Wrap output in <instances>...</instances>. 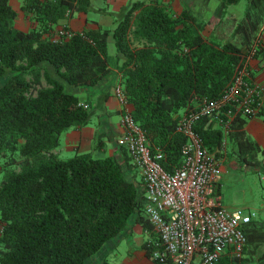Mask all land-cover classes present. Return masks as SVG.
Returning <instances> with one entry per match:
<instances>
[{
	"label": "trees",
	"instance_id": "1",
	"mask_svg": "<svg viewBox=\"0 0 264 264\" xmlns=\"http://www.w3.org/2000/svg\"><path fill=\"white\" fill-rule=\"evenodd\" d=\"M237 1L221 0L217 13ZM20 7L34 20L27 28L16 25L10 0H0V264H96L92 256L131 219L152 227L145 188L124 144L102 156L53 151L65 130L87 124L91 114L68 86L96 84L114 65L133 118L171 170L182 161L180 112L217 97L257 37L252 56L264 65V0H248L229 38L204 34L198 15L173 12L164 0H131L107 11L113 26L57 38L59 21L90 10L91 0H21ZM256 114L264 117V100L248 115ZM248 115L234 114L227 129L204 115L194 128L217 158L227 152L247 165L264 162V149L244 128ZM101 145L100 139L94 147ZM242 227V250L223 253L214 264H264V220L252 217ZM97 264L111 263L101 255Z\"/></svg>",
	"mask_w": 264,
	"mask_h": 264
},
{
	"label": "built area",
	"instance_id": "2",
	"mask_svg": "<svg viewBox=\"0 0 264 264\" xmlns=\"http://www.w3.org/2000/svg\"><path fill=\"white\" fill-rule=\"evenodd\" d=\"M62 33L70 35L72 30L61 27L57 36ZM258 42L260 37L217 97H202L179 115L176 129L185 141L180 149L182 161L171 170L160 163V150L151 151L144 130L127 106L122 85H114L122 105L118 142L126 146L138 170L146 194L145 214L155 233L144 242L151 264H214L223 253L240 252L245 244L242 224L254 213L229 209L220 202L214 185L221 178L222 159L204 146L194 123L210 115L227 129L234 114L258 110L264 85L253 79L248 68V58Z\"/></svg>",
	"mask_w": 264,
	"mask_h": 264
},
{
	"label": "crops",
	"instance_id": "3",
	"mask_svg": "<svg viewBox=\"0 0 264 264\" xmlns=\"http://www.w3.org/2000/svg\"><path fill=\"white\" fill-rule=\"evenodd\" d=\"M131 0H91L92 7L88 11H76L73 12L68 17L62 18L56 25V33L54 38H57V31L66 26L71 30H80L82 28H91L101 25L103 27H111L114 22H112V17L107 13L108 10L117 11L121 9L126 3ZM168 7L173 12H179L183 8V4L190 3L191 6L194 4V0H164ZM187 9V8H186ZM189 10V9H187ZM18 14V13H17ZM197 15V14H196ZM17 16V15H16ZM234 20L238 21L234 14L232 13ZM18 17V16H17ZM16 17V19H17ZM217 22V21H216ZM19 24V23H18ZM20 25V24H19ZM22 28H27L26 26L20 25ZM213 27V26H212ZM204 30V29H203ZM213 31V28H210ZM211 33V32H207ZM115 50L112 51L111 55L114 56ZM262 61L254 56L248 58V68L253 79L264 85V67L262 68ZM119 72L114 65L110 66V70L107 75L100 82L93 85H76L69 86L74 92H80L83 97H79L81 101L89 103L90 109H94V105L98 107L97 115L99 121L98 125H93L90 121L80 127H71L65 130L61 135L60 144L53 149L59 155V152L63 148L70 150H80L85 151L89 146L92 145L91 141L96 132L104 134L107 140L102 142L99 149L102 150L103 154H110L116 151L117 142L119 136L122 132L121 125V103L119 102L117 96L113 92L114 85L118 82ZM76 93V92H75ZM112 94L114 96L115 107L118 112H120L119 119L117 123L112 125L109 123L105 125L107 120L108 107L111 105ZM129 107V104H127ZM131 106V105H130ZM92 112V111H91ZM244 128L247 134L256 139L261 147L264 149V117L262 115H248L246 117V122ZM94 146V145H93ZM70 156V155H69ZM222 170L225 169L224 165L221 163ZM264 212V206H263ZM264 220V213L262 217ZM140 226V227H139ZM140 229L143 232V237L139 243H131L130 238L132 237L134 231ZM126 236L127 246L123 249H119V242L122 237ZM155 237V233L150 227H144L140 222L134 221L133 219L129 221L126 227L118 233L114 238L108 240L104 246L98 251V253L92 256L94 263H98L101 255H104L111 264H151L150 256L148 251L144 246V242L147 238Z\"/></svg>",
	"mask_w": 264,
	"mask_h": 264
},
{
	"label": "rangeland",
	"instance_id": "4",
	"mask_svg": "<svg viewBox=\"0 0 264 264\" xmlns=\"http://www.w3.org/2000/svg\"><path fill=\"white\" fill-rule=\"evenodd\" d=\"M191 1V0H190ZM12 6L17 10V19L16 25L20 27L22 26H30L34 23L32 16L28 11L23 10L20 7L21 0H10ZM221 0H194V4L191 6L190 3L185 2L182 8H187L189 11L197 14L198 17L203 20L204 22V34H209L207 32L213 33L215 36L220 38H229L232 32V29L236 23L232 13L236 17L237 20L244 15L247 6L248 0H238L237 2L230 3L225 7L224 14L217 13V6L220 4ZM112 17V15H110ZM217 21V22H216ZM112 22L113 17H112ZM20 25H19V24ZM213 26V27H212ZM210 28H213V31H210ZM262 34V33H261ZM264 36V33L262 34ZM233 39H238L235 36ZM115 50V45L112 39L108 41V54L110 55L112 51ZM264 65L262 66V68ZM103 80V79H102ZM69 87V86H68ZM79 97H83V94L80 92L75 91ZM111 98V105L108 107L107 113V123L110 124L111 128L112 125L116 124L120 112L116 110L115 107V99L112 94ZM114 103V104H113ZM99 108L94 105V109L91 110V121L94 126L98 125L99 129V121L97 110ZM184 110V109H183ZM182 110V111H183ZM180 112V114L182 113ZM90 121V118H89ZM97 128V126H96ZM105 141L107 138L104 134L96 132L91 143L92 145L87 148V150H91L94 156H102V150L98 147H94L93 145L98 142V140ZM256 140V139H255ZM260 144V143H259ZM74 150H70L67 148H63L59 152L60 157H67L72 155ZM235 154V153H234ZM259 158H261L262 154H257ZM222 159V164L224 165L225 169L221 171V178L216 183L218 188L217 195L220 198V202L228 207L229 209H239L242 213H254L253 217L259 218L263 216V206H264V162L260 160V163H250L245 164L241 161H238L236 156H230L227 152L224 153L223 156L220 157ZM136 174L140 178L138 170L136 169ZM132 220V219H131ZM140 227V226H139ZM143 237V232L138 229L134 231L130 240L131 243H139V241ZM119 249L123 250L127 246V238L126 236L120 239L118 244ZM94 260V259H92Z\"/></svg>",
	"mask_w": 264,
	"mask_h": 264
}]
</instances>
